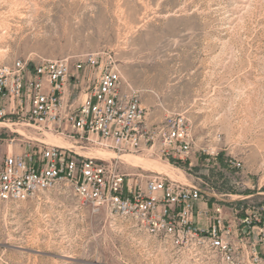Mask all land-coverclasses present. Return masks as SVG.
I'll list each match as a JSON object with an SVG mask.
<instances>
[{
    "label": "rangeland",
    "instance_id": "obj_1",
    "mask_svg": "<svg viewBox=\"0 0 264 264\" xmlns=\"http://www.w3.org/2000/svg\"><path fill=\"white\" fill-rule=\"evenodd\" d=\"M94 52L139 91L151 124L184 118L193 142L169 162L92 155L264 209V0H0V64ZM162 246L92 212L63 182L36 199L0 201V264H199Z\"/></svg>",
    "mask_w": 264,
    "mask_h": 264
},
{
    "label": "built area",
    "instance_id": "obj_2",
    "mask_svg": "<svg viewBox=\"0 0 264 264\" xmlns=\"http://www.w3.org/2000/svg\"><path fill=\"white\" fill-rule=\"evenodd\" d=\"M148 116L139 91L98 52L0 64V201L36 199L63 182L92 212L105 209L165 251L199 264H264V209L198 182L144 180L118 157L92 155L184 159L193 142L184 118L151 124ZM46 135L79 146L49 144Z\"/></svg>",
    "mask_w": 264,
    "mask_h": 264
},
{
    "label": "bare ground",
    "instance_id": "obj_3",
    "mask_svg": "<svg viewBox=\"0 0 264 264\" xmlns=\"http://www.w3.org/2000/svg\"><path fill=\"white\" fill-rule=\"evenodd\" d=\"M54 137H55V136H54ZM58 143H59V142H58ZM60 145H63V144H60ZM100 156L102 157L103 155H100ZM103 157H104V156H103ZM117 157H118V158H122V156H117ZM129 160H130V159H127V158H126L125 161L128 162ZM129 162H130V163H134L135 165H138V166L141 165V164L137 163L135 160H134V161H129ZM132 166H133V165H132Z\"/></svg>",
    "mask_w": 264,
    "mask_h": 264
}]
</instances>
